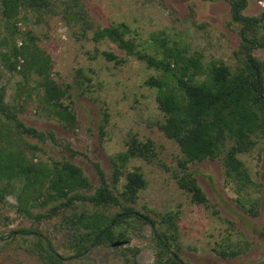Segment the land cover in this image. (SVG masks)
Segmentation results:
<instances>
[{
	"label": "rangeland",
	"instance_id": "rangeland-1",
	"mask_svg": "<svg viewBox=\"0 0 264 264\" xmlns=\"http://www.w3.org/2000/svg\"><path fill=\"white\" fill-rule=\"evenodd\" d=\"M50 1L49 7L39 11L20 8L16 33H12L11 23L1 19L0 6V38L12 34L19 44L26 31L38 38V46L51 58L52 78L71 86L76 120L66 125L43 108L38 100V76L9 71L0 62L3 101L16 106L15 115L24 125L53 136L40 140L18 135L0 113V125L5 128L1 130H10L9 143L25 147L28 156L33 153L34 163L69 160L80 166L92 185L91 193L99 183L93 162H98L109 178L112 158L126 148L125 141L131 135L150 139L154 156L150 160L132 157L126 164L127 170L139 167L147 182L138 192L135 209L156 220L161 213L179 210V253L186 264H264V136L255 138L252 147L238 155L251 179L245 187L239 188L226 177L220 158L189 163L208 199L206 204L192 203L174 178L182 153L158 128L163 114L157 107L156 90L144 83L157 71L108 39L92 40L94 28L123 22L128 30L125 37L139 42L146 52H154L150 36L163 31L189 53H202L204 63L220 60L235 69L241 65V41L238 25L230 21L228 1L77 0L92 25L84 32L81 21H67L63 16L64 0ZM243 13L261 16L264 0H248ZM260 35L264 37V28ZM102 51L112 52L122 62L114 64L101 55ZM252 53L264 60V46ZM26 92L31 96L25 101ZM29 145L35 149L30 150ZM123 181L122 177L119 187ZM22 183V177L12 178L13 189L0 202V264H41L31 253L37 234L51 241L63 256L61 264H155L151 226L137 219L129 220L130 239L124 244L93 245L76 255L77 234L62 221L64 214L95 207L77 201L73 208L36 220L34 214L46 208L36 204L30 207V214L18 210L16 196ZM100 210L111 215L118 208ZM22 229L24 233H11ZM223 250L238 254L224 257L218 253Z\"/></svg>",
	"mask_w": 264,
	"mask_h": 264
},
{
	"label": "trees",
	"instance_id": "trees-1",
	"mask_svg": "<svg viewBox=\"0 0 264 264\" xmlns=\"http://www.w3.org/2000/svg\"><path fill=\"white\" fill-rule=\"evenodd\" d=\"M227 1L230 21L238 25L241 41L238 53L241 65L235 69L220 60L204 63L202 53H189L186 46L171 41L163 31L150 36L154 48L152 53L146 52L133 38L125 37L128 30L123 22L96 27L92 33L93 41L108 39L127 55L144 61L157 71L144 83L156 90L157 107L163 114L158 128L178 145L182 153L177 160L178 171L174 173L176 183L195 204H206L208 199L189 170V163L220 158L226 177L239 188L245 187L251 179L238 155L250 149L255 138L264 136V60L252 53L255 48L264 46V37L260 35L264 28V14H244L248 0ZM63 2V16L67 21H81L83 32L92 28L77 0ZM50 4V0H0L1 19L6 24L11 23L12 33H16L20 8L39 11ZM24 35L19 44H16L12 34L0 38V49L3 46L6 48L0 51L1 64L9 71L38 76L41 91L38 100L43 108L64 124L73 125L76 114L70 98V84H59L52 78L50 56L38 46V38L30 31L24 32ZM101 55L114 64L122 62L110 51H102ZM30 96V92H26L25 101ZM14 109L16 106L3 101L0 86V113L10 129L18 135L26 134L40 140L53 138L51 132L45 133L24 125L16 117ZM1 127L4 126L0 125V202L13 189L12 178L22 177L23 183L16 196L18 210L30 214V207L36 204L46 208L34 214L36 220L73 208L77 201L95 207L94 210L64 214L62 221L77 234L74 243L76 255H82L93 245L118 247L122 242L129 241L128 222L137 219L151 226L155 264H186L179 253V210L161 213L156 220L134 207L139 190L147 182L139 167L127 170L126 164L132 157L150 160L154 156V144L150 139L141 140L131 135L125 141L126 148L112 158L109 178L99 163L93 162L99 183L89 193L92 185L80 166L69 160L53 164L41 160L34 163L30 150L35 147L29 145L30 156L26 155L25 147L12 146L6 139L10 130H1ZM122 177L124 181L119 187ZM106 207H117L118 211L107 215L100 210ZM17 232L25 231H11ZM115 242L118 244L113 245ZM31 253L41 264H61L63 260L51 241L40 234H37ZM218 253L224 257L238 254L237 251L224 250Z\"/></svg>",
	"mask_w": 264,
	"mask_h": 264
},
{
	"label": "water",
	"instance_id": "water-1",
	"mask_svg": "<svg viewBox=\"0 0 264 264\" xmlns=\"http://www.w3.org/2000/svg\"><path fill=\"white\" fill-rule=\"evenodd\" d=\"M125 242H122V244H124ZM116 244H118V242H115V243H113V245H116Z\"/></svg>",
	"mask_w": 264,
	"mask_h": 264
}]
</instances>
